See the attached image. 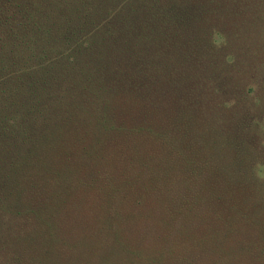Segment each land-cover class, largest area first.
Returning a JSON list of instances; mask_svg holds the SVG:
<instances>
[{"label": "trees", "instance_id": "obj_1", "mask_svg": "<svg viewBox=\"0 0 264 264\" xmlns=\"http://www.w3.org/2000/svg\"><path fill=\"white\" fill-rule=\"evenodd\" d=\"M231 2L0 0V264H264Z\"/></svg>", "mask_w": 264, "mask_h": 264}, {"label": "rangeland", "instance_id": "obj_2", "mask_svg": "<svg viewBox=\"0 0 264 264\" xmlns=\"http://www.w3.org/2000/svg\"><path fill=\"white\" fill-rule=\"evenodd\" d=\"M231 4L228 44L246 64L252 95H264V0H232Z\"/></svg>", "mask_w": 264, "mask_h": 264}]
</instances>
